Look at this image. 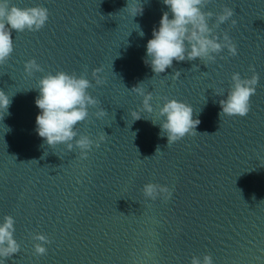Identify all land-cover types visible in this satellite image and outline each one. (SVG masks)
<instances>
[{"label": "water", "instance_id": "1", "mask_svg": "<svg viewBox=\"0 0 264 264\" xmlns=\"http://www.w3.org/2000/svg\"><path fill=\"white\" fill-rule=\"evenodd\" d=\"M129 2L142 13L132 16L128 0H9L45 7L48 19L38 31H13V52L0 62V90L11 96L0 119V219L13 218L19 245L4 264H190L205 254L213 264H264V0L202 5L213 34H227L237 54L174 60L158 75L143 62L145 44L168 9L162 0ZM224 7L233 16L217 25ZM30 59L41 71H25ZM250 66L258 82L249 113L219 116L232 74L250 78ZM57 71L87 78L98 101L76 130L105 139L83 157L35 132V88ZM136 86L151 92L153 113ZM165 98L200 120L171 144L151 123ZM133 111L141 119L132 121ZM147 183L171 196L145 197ZM36 234L48 239L41 255Z\"/></svg>", "mask_w": 264, "mask_h": 264}, {"label": "clouds", "instance_id": "2", "mask_svg": "<svg viewBox=\"0 0 264 264\" xmlns=\"http://www.w3.org/2000/svg\"><path fill=\"white\" fill-rule=\"evenodd\" d=\"M168 11L163 12L158 25L153 28L151 38L145 44V57L143 62L150 67L154 74L164 73L170 68L173 61L193 60L215 62L217 54L227 49L231 56L237 54L236 46L230 37L214 35L209 27L211 12L202 11V5L206 0H162ZM135 16L142 13V6L137 8L135 2L128 0L125 7ZM171 14V17H170ZM233 16V10L224 7L216 15L217 25L229 21ZM48 19V10L42 6L20 8L10 5L9 0H0V62L5 61L13 52L12 32L38 31ZM231 23L235 24L232 20ZM138 27V26H137ZM144 35L142 31L139 32ZM25 71L29 74L39 72L41 68L34 59L25 63ZM250 78H242L234 72L231 76V87L226 96L219 101L220 115L244 117L250 111V97L255 94L258 75L251 68ZM175 72L173 78L179 77ZM91 84L84 76L69 74L63 71L48 73L41 76L35 88L38 95L34 98V104L39 110L35 117V132L38 137L49 147L64 145L69 151L79 149L83 157L92 147H99L104 141L105 134L94 141L87 135H78V123L85 121L89 116L88 109L98 101L92 97L88 89ZM141 97L142 110L153 113L151 92L140 87L132 88ZM11 104V96L0 90V119L7 114ZM97 117L105 115L104 110L96 113ZM132 121L141 119L138 111L131 114ZM157 120H151L154 126H158L159 135L166 137L167 144H171L183 138L186 134L195 132L200 123L198 118H193V109L190 105L176 99L165 98L156 110ZM144 118V117H143ZM143 194L149 199H155L158 194L171 196V190L153 183L143 186ZM14 220L11 216L0 219V264H4V258L19 251V245L14 239ZM33 239L41 243H34V252L37 255L46 252L44 244L48 239L43 234H36ZM190 264H213L211 256L205 254L202 258L193 256Z\"/></svg>", "mask_w": 264, "mask_h": 264}, {"label": "snow or ice", "instance_id": "3", "mask_svg": "<svg viewBox=\"0 0 264 264\" xmlns=\"http://www.w3.org/2000/svg\"><path fill=\"white\" fill-rule=\"evenodd\" d=\"M210 2V0H206V4H208Z\"/></svg>", "mask_w": 264, "mask_h": 264}]
</instances>
